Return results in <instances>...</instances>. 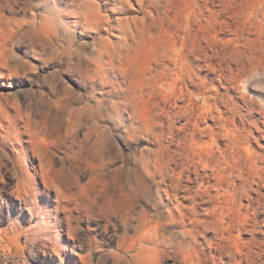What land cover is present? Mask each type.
<instances>
[{"label": "rangeland", "instance_id": "obj_1", "mask_svg": "<svg viewBox=\"0 0 264 264\" xmlns=\"http://www.w3.org/2000/svg\"><path fill=\"white\" fill-rule=\"evenodd\" d=\"M129 1L0 0V54H4L3 56L0 55V264H135L132 259L134 253H129L126 250L129 239L123 238L126 231L125 221L121 216L112 212L111 208L109 209L108 205L105 204V196L108 191L116 189V186L120 187L116 182L117 179L125 181L131 178L136 182L137 175L142 171V166L139 165L140 157L154 156L155 158L157 155L158 158L161 156L163 157L161 159H166L165 161L168 162L171 156L170 151L176 150V147L180 145V139L185 135L184 132L182 135V132L175 130L172 131L173 135L176 136L174 137L167 129L160 128L164 123L167 125L165 118L161 117L162 110L165 107H170V104L174 101L169 95L172 94L170 88L174 85H172L174 81L171 77L163 76L160 71L163 72L162 65L173 50L171 44L173 47L174 40L173 37L169 38V36L174 35L172 33H174L175 26L170 20H172L174 12H178V10H181L179 11V13L182 12L180 14L187 13L186 15L189 17L186 20V22L188 21L187 24L184 23L183 27L191 24L197 30L200 28V32L195 31L193 26L190 25L194 30V34H198L196 36L199 39L198 41L201 44L203 43L202 45L205 46L210 42V45L220 48L223 61L227 59V62H223V66L217 65L218 71L215 72V75L203 63L200 70H195L197 78L199 76V81L197 80L199 87H190V90L194 93L198 102L199 112H203L205 117L201 122V127L214 126L213 128H216L222 126V135L225 138L222 135L217 137L218 139L215 142L217 152L219 149L227 148L228 143L231 141L235 144L238 143L240 147L238 153L230 155L231 152H229L226 155V157L228 156L226 160H231L232 164L235 165L234 175H236L234 179H237L236 182L242 183L243 180L245 182L240 189H237L230 200L228 210L231 209L232 213L227 212V216H229L227 221L230 222H227L226 226L232 230L230 236L231 238L234 237V240L232 239L234 241L233 245L241 249L243 248L242 243L250 242L255 251L262 254L264 252V59H262L264 58V5L260 7V11L263 9V14L256 10L261 5L256 3L259 1L264 4V0H230V2L228 0L229 5L226 12L215 17L211 16V19L209 13H206L203 22L197 18L196 14V16L193 15L195 7L189 4L193 0H184V2L183 0H173V2H170L171 4L169 1L172 0ZM250 1H253V3ZM165 6L166 9H164ZM191 7L192 11L190 10ZM102 12L105 14L101 15ZM251 12L252 14H250ZM152 15L156 16H154L155 20ZM102 16L105 17V20L106 18L109 19L104 21ZM124 16L128 18L126 20L129 22L124 21ZM157 17L160 18L161 22L159 29L157 27ZM166 17L169 19H166ZM207 18L212 22L206 24ZM112 19L114 20L112 21ZM195 19L197 20L195 21ZM213 19L218 20L217 22L220 21L219 25L216 20V23H214ZM223 20L225 22L226 20L229 21L230 24L226 25ZM136 23H140V25ZM120 24L125 30L119 27ZM149 26L151 27L149 28ZM131 27L133 28L130 29ZM166 27L167 29H165ZM143 28L146 30L144 31ZM169 28L171 30L168 31ZM158 30L160 36L157 33ZM153 31L156 33H152ZM232 31L235 33L233 32V34ZM164 33L167 36L169 34V36L167 37ZM235 34L237 35L235 36ZM108 35L109 37H106ZM162 35L165 40L161 38ZM151 36L154 37L152 41ZM200 36L201 38L204 36L203 40H205L203 41ZM100 37L101 39H99ZM168 38L171 39L169 41V43L171 42L170 45ZM232 39L234 42L231 41L230 45L228 40ZM127 41L134 43V45L132 43L128 45ZM158 41L166 43L162 44V47ZM214 41L217 43L215 44ZM154 42H158L157 45H154L156 44ZM149 44H152L151 48ZM128 46H133V48ZM225 46L227 49L224 48ZM144 51H146L145 55L147 57L143 56ZM129 52L133 54H130V56ZM161 52L162 55H160ZM98 54H103V56ZM154 54L157 57H153ZM133 57L137 59L135 60ZM116 58H119V60H116ZM151 58H155V60ZM146 60L150 63L147 64ZM137 62L141 64L138 65ZM249 62L251 63L249 64ZM218 63L220 64V61ZM242 64L247 69L248 67H256V71H252L250 68L251 71H248L241 66ZM141 67L145 71L140 70ZM232 70L235 72L233 73ZM136 72L139 74L136 75ZM220 73L222 74L220 75ZM148 75L154 79L151 80ZM136 85L140 87L137 91L138 87ZM145 85L146 87H144ZM149 94H152V96ZM132 96L135 100L132 99ZM215 96L218 98H215ZM168 98H170V101H168ZM249 99L253 101L251 102ZM233 103L238 107L232 105ZM217 104H219L218 107ZM225 104L228 107H225ZM188 105L189 102L187 105L180 103V106H186L184 110L191 109L192 105L190 107ZM212 106H216L217 109ZM149 107L152 108L151 111H149ZM232 109L233 111H231ZM138 110L141 115L145 113L144 116L149 112V117L147 115L145 117V125L147 129L156 135L155 137L139 133L140 122L138 119L140 114ZM253 110H259L260 113ZM211 111L214 118H206L212 113ZM217 116L220 120H216ZM228 118L230 119L228 120ZM212 119H215V121L213 122ZM234 119L235 121H233ZM258 119L261 121H258ZM223 120L226 122V128ZM184 123V119H179L177 127ZM219 123L221 125H218ZM248 123H251L250 126H248ZM254 126L259 130H256ZM260 126L261 128H259ZM133 127H137L136 132ZM236 131L237 133H235ZM168 134L171 136H168ZM237 137L239 140L236 139ZM155 138L160 139L156 140ZM155 141L156 143H154ZM200 141L201 144H211L212 142L208 136L200 138ZM199 153L200 157H197L199 163L197 162L196 165L200 175H196L193 171L191 173L187 171L185 174L191 176L193 182H191L192 184L185 182L184 185L187 183L195 190L206 182H209L207 184L215 183V177L204 181L201 178L206 176L204 175V166L210 168L215 166L217 156L220 154L215 153L217 155L214 154V156L206 153V151H199ZM220 155L225 157L222 154ZM153 165L152 163V168L148 166V170L151 172H153ZM207 174H211V172ZM146 187V191L151 194V198L156 203L155 192L158 186L154 181H147ZM37 191L43 193L39 198L34 196ZM94 199H97L96 201L100 204H93ZM235 200L239 201L236 202ZM201 206L204 214L209 213V210L213 208L212 205L202 204ZM253 210H255V213ZM236 223H239V225L237 226ZM246 223L249 224L244 229L243 225ZM232 224H235L236 227ZM48 227H52L50 229L51 240L46 239L40 233ZM173 231L181 232L182 230L174 228ZM128 234H133L132 228L129 229ZM205 236L210 240L213 237L212 234H206ZM236 238L238 239L236 240ZM259 242H263V244L260 245ZM226 245L229 246V243ZM259 247H262V250ZM255 257H257L256 253H254ZM225 261L228 264V259ZM165 263L176 264L172 260H167ZM260 263L264 264V257L263 262Z\"/></svg>", "mask_w": 264, "mask_h": 264}, {"label": "bare ground", "instance_id": "obj_2", "mask_svg": "<svg viewBox=\"0 0 264 264\" xmlns=\"http://www.w3.org/2000/svg\"><path fill=\"white\" fill-rule=\"evenodd\" d=\"M75 1V0H73ZM129 1V0H128ZM165 1V0H164ZM179 1V0H177ZM181 1V0H180ZM120 2V1H119ZM127 2V1H126ZM130 2V1H129ZM142 2V1H141ZM144 2V1H143ZM153 2V1H152ZM156 2V1H155ZM159 2V1H158ZM167 2V1H166ZM173 2L172 1H169ZM175 2V1H174ZM184 2V0H183ZM182 2V3H183ZM230 2V0H229ZM233 2V1H232ZM248 2V1H247ZM251 2V1H250ZM78 3V2H77ZM138 3V1H137ZM178 3V2H177ZM186 3V1H185ZM189 3V2H188ZM253 3V1L251 2ZM125 4V3H124ZM128 4V3H127ZM131 4V3H130ZM139 4V3H138ZM141 4V3H140ZM171 4V3H170ZM173 4V3H172ZM191 6L195 7V13H193V15H197V18L203 22L205 14L209 13L210 15V19L211 16L215 17L218 15H221L223 12H226L227 10V6L229 5L228 0H193L191 1ZM256 4H261L259 6V9L257 8V11H260V7L263 6L264 4L259 2ZM165 5V4H163ZM167 5V4H166ZM186 5V4H185ZM253 5V4H252ZM126 7V5H124ZM141 6V5H140ZM153 6V5H152ZM251 6V5H250ZM256 6V5H255ZM7 7V6H6ZM100 7V6H99ZM98 7V9H99ZM142 7V6H141ZM144 7V6H143ZM163 7V6H161ZM170 7V6H169ZM178 7V6H177ZM176 7V8H177ZM132 8V7H130ZM168 8V7H167ZM173 8V7H172ZM180 8V7H179ZM182 8V7H181ZM189 8V7H188ZM252 8V7H251ZM256 8V7H255ZM150 9V8H149ZM159 9H161L159 7ZM163 9V8H162ZM166 9V6L165 8ZM137 10V9H136ZM140 10V9H139ZM138 10V11H139ZM170 10V9H169ZM168 10V11H169ZM178 10V9H177ZM187 10V9H184ZM192 11V7L190 9ZM253 11L255 9H252ZM114 11V10H113ZM143 11V10H142ZM148 11V10H147ZM158 11V9H157ZM156 11V12H157ZM178 12H174V15L172 16V20H170V22L174 23L173 26L174 27V34L173 36H169V38H172L174 40V44L172 47L171 44V49L173 48L172 52L170 55H168L167 60L165 61V63L162 65V69L163 72L160 71V73L163 74V76H168L169 78L171 77V79H173L174 83H172V87L170 88V91L172 94H169L170 97H172L174 99V101H172V105L170 104V107L168 108H164L162 110L161 113V117L165 118L167 125L164 123L162 124V126H160V128H165V130L167 129V131L171 132V134L173 135L172 131L178 130V132H184V136L182 139H180V145H178L176 147V150L170 151L171 152V156L168 160V162H166L164 159H161L163 157L160 158L157 157V155L153 157H140L139 159V165L142 166L141 168V172H139L140 174L137 175L136 177V182H134L131 178L130 179H126L125 181H121L120 179H117L116 182L119 184V188L118 186H116V189H113L111 191H108L106 196H105V204L108 205L109 209L111 208L112 212H115L116 214H118L119 216H121L123 218V220L125 221V234L123 235V238L129 239L128 242V248L126 249L129 253H134V255L132 256L133 261L138 264H166L165 262L167 260H172L174 261V263L176 264H226V259H228V264H261L260 262H263V257H264V252L263 254L261 252H257L253 249L252 245L250 242H244L242 243L243 248L239 249L238 247H234L233 245V238H231V232L232 230L229 229L226 226V223L228 222L227 219L229 218V216H227V212L230 211L229 209V204H230V200L232 199V197L234 196L235 192L237 191V189H240L243 186L244 180H240L242 181V183H237L236 180L234 179L235 175H234V169H235V165L232 164L231 160L228 161L226 160V155L230 153V155L238 153L240 147L238 146V143H233L232 141L228 143L229 145L227 146V148H223V149H219L218 152L216 150V139H218V136L222 135V126H218L216 128H213L214 126H208L206 128L201 127V122H203L204 120V114L203 112H199V107L197 108V100L195 99L194 93L190 90V87H199V83L197 82L198 78L196 76V71L195 70H200L201 67H203V63L206 64L205 66L209 69V71L212 73L218 71V66H223V62L226 61L227 59L223 61V57L220 51V48L218 49V47H214L213 45H210L209 43H207V45H202L198 40V37L196 35L198 34H194V30L195 31H199L197 29L189 27V26H184V23L187 24L186 20L189 18L187 17V13H183L180 14L182 12L179 13ZM189 11V12H191ZM94 12V11H93ZM115 12V11H114ZM160 12V11H159ZM165 12V11H164ZM186 12V11H185ZM261 13L263 12L260 11ZM138 13V12H137ZM166 13V12H165ZM101 14V13H100ZM105 13L102 12L101 15H103ZM123 14V13H122ZM143 14V13H142ZM153 14V13H152ZM169 14V13H168ZM252 14V12L250 13ZM263 14V13H262ZM95 15V14H94ZM100 15V16H101ZM108 16L110 14H107ZM115 15V14H114ZM140 15V14H139ZM145 15V13H144ZM143 15V16H144ZM149 15V14H148ZM158 15V14H157ZM167 15V13H166ZM164 15V16H166ZM189 15V14H188ZM195 15V16H196ZM92 16V15H91ZM105 16V15H104ZM102 16L104 18V21H106L109 18H106ZM153 17L155 15H152ZM160 17V15H158ZM162 16V15H161ZM253 16V15H252ZM129 17V16H128ZM135 17V16H134ZM138 17V16H137ZM136 17V18H137ZM145 17V16H144ZM156 17V16H155ZM154 17V20H155ZM169 17H171L169 15ZM193 17V16H192ZM208 17V15H207ZM263 17V16H262ZM125 18V19H124ZM124 21L126 20L127 17L124 16ZM158 18V17H157ZM161 18V17H160ZM160 18L157 19V27L158 29L160 28ZM168 17H166L167 19ZM120 19V18H119ZM128 19V18H127ZM138 19V18H137ZM136 19V20H137ZM151 19V18H150ZM149 19V20H150ZM163 19V18H162ZM165 19V21H166ZM169 19V18H168ZM194 19V18H193ZM232 19V18H230ZM229 19V20H230ZM261 19V18H260ZM101 20V19H100ZM114 19H112L113 21ZM117 21V19H115ZM142 20H144V18H142ZM164 20V19H163ZM190 20V19H189ZM197 19H195L196 21ZM206 20V19H205ZM208 20V18H207ZM214 20V19H213ZM216 20V19H215ZM214 23H216L218 20H216ZM225 20V19H224ZM223 20V21H224ZM233 20V19H232ZM237 22L238 20L235 19ZM234 20V22H235ZM99 21V20H97ZM110 21V20H109ZM128 20H126L127 22ZM132 21V20H131ZM102 22V21H101ZM118 22V21H117ZM116 22V25H117ZM121 22V21H120ZM129 22V21H128ZM134 22V21H133ZM138 22V21H137ZM151 22H153L151 20ZM150 22V25H151ZM164 22V21H163ZM206 24H209L210 22H212V20H208L205 21ZM204 22V23H205ZM220 22V21H219ZM217 22V24L219 23ZM225 22V21H224ZM261 22L263 23V21L261 20ZM141 23V22H140ZM137 24V25H140ZM147 23V22H146ZM155 23V22H153ZM165 23V22H164ZM233 23V22H232ZM261 23V25H262ZM91 24V23H90ZM109 24V23H108ZM125 24V23H124ZM129 24V23H127ZM149 24V23H148ZM147 24V26H148ZM169 24V22H168ZM185 24V25H186ZM222 24V23H221ZM226 25H229V21L226 20L225 22ZM122 24L119 25V27H121ZM135 25V24H134ZM142 25V24H141ZM155 25V24H154ZM171 26V24H169ZM215 25V24H214ZM219 25V24H218ZM115 26V25H113ZM133 26V25H132ZM162 26V24H161ZM200 26V25H199ZM232 26V25H231ZM234 26H236L234 24ZM108 27V26H107ZM118 27V26H117ZM124 27V26H123ZM130 27V26H129ZM142 27V26H141ZM140 27V28H141ZM151 26H149L150 28ZM156 27V25H155ZM163 27V26H162ZM161 27V28H162ZM169 27V26H167ZM167 27L165 29H167ZM223 27V26H222ZM260 27V26H259ZM122 28V27H121ZM133 27H131L130 29H132ZM146 28V27H145ZM231 28V27H230ZM89 29V28H88ZM112 29V28H110ZM114 29V28H113ZM124 29V28H122ZM202 29V28H201ZM228 29V28H227ZM107 30V29H106ZM121 30V29H120ZM125 30V29H124ZM138 30V29H137ZM144 30V28H143ZM146 30V29H145ZM144 30V31H145ZM171 30L170 28L168 29V31ZM203 30V29H202ZM223 30V29H222ZM230 30V29H228ZM46 31V30H45ZM119 31V30H118ZM122 31V30H121ZM127 31V30H126ZM133 31V30H132ZM142 31V30H141ZM150 31V30H149ZM162 31V30H161ZM225 31V30H224ZM111 32V31H109ZM123 32V31H122ZM131 32V31H130ZM129 32V33H130ZM139 32V30H138ZM143 32V31H142ZM141 32V34H142ZM155 31H153L152 33H154ZM159 32V30L157 31V33ZM200 32V31H199ZM234 31H232L233 33ZM127 33V32H126ZM137 33V32H136ZM156 33V32H155ZM161 33V32H160ZM167 33V32H166ZM166 33H164L166 35ZM223 33V32H222ZM228 33V32H227ZM235 33V32H234ZM233 33V34H234ZM39 34V32H38ZM151 34V33H149ZM159 34V33H158ZM263 34V33H261ZM124 35V34H122ZM127 36V34H125ZM131 35V33H130ZM161 34H159L160 36ZM201 35V34H200ZM237 34H235L236 36ZM102 36V35H101ZM167 36V35H166ZM167 36V37H168ZM46 37V35H45ZM106 37H109L106 36ZM131 37V36H130ZM149 37V36H146ZM153 40V36H151ZM164 36L162 35L161 38H163ZM204 38V36H202ZM216 37V36H214ZM218 37V36H217ZM240 37V36H239ZM124 38V37H123ZM165 38V37H164ZM163 38V39H164ZM168 38V39H169ZM201 38V36H200ZM203 38H201L203 40ZM249 38V37H248ZM252 38V37H251ZM101 39V37L99 38ZM105 39V37H104ZM103 39V40H104ZM109 39V38H108ZM130 40V38H128ZM132 39V38H131ZM135 39V38H134ZM147 39V38H146ZM162 39V40H163ZM166 39V40H168ZM206 39H208L206 37ZM215 39V38H214ZM240 39V38H239ZM107 40V39H106ZM149 40V38H148ZM156 40V39H155ZM154 40V41H155ZM161 40V39H160ZM165 40V39H164ZM171 39L168 40V43ZM205 40V39H204ZM203 40V41H204ZM250 40V39H248ZM253 40V39H252ZM124 41V40H123ZM141 41V40H140ZM145 41V40H143ZM157 41V40H156ZM234 42V40H228V42ZM254 41V40H253ZM102 42V41H101ZM128 42V41H127ZM135 42V41H134ZM159 42V41H158ZM157 42V43H158ZM206 42V41H205ZM215 42V41H214ZM219 43L221 41H218ZM239 42V41H238ZM245 43V41H243ZM105 43V42H104ZM103 43V45H104ZM120 43V42H119ZM125 44V42H123ZM129 43L132 42H128ZM140 43V42H139ZM148 43V42H147ZM151 43V42H150ZM156 43V42H154ZM154 44V45H157ZM165 44L162 42H159V44ZM171 43V42H170ZM169 43V45H170ZM217 42H215L216 44ZM242 43V41H241ZM243 43V44H244ZM247 43V42H246ZM251 43V42H250ZM254 43V42H253ZM122 44V45H124ZM213 44V43H212ZM226 44V43H225ZM224 44V45H225ZM228 44V43H227ZM242 44V45H243ZM127 45V43H126ZM132 45H134V43H132ZM142 45V44H141ZM140 45V46H141ZM152 45V44H151ZM151 45L149 44L150 48ZM153 45V47H154ZM168 45V46H169ZM231 45V43H230ZM229 45V46H230ZM261 45V44H259ZM256 45V46H259ZM5 46V45H4ZM73 46V45H72ZM114 46V45H113ZM120 46V45H119ZM118 46V47H119ZM139 46V47H140ZM147 46V45H145ZM167 46V48H168ZM219 46V45H218ZM228 46V45H226ZM226 46L224 48H226ZM238 47H241L240 45H237ZM255 46V45H254ZM121 47V46H120ZM129 47V46H128ZM133 48V46H130ZM129 47V48H130ZM136 47V46H134ZM163 47V45H162ZM165 47V45H164ZM234 47V46H233ZM263 47V46H262ZM103 48V47H102ZM105 48V46H104ZM138 48V47H137ZM147 48V47H146ZM222 48V47H221ZM230 48V47H228ZM242 48V47H241ZM254 48V47H253ZM258 48V47H257ZM98 49V48H97ZM110 49V48H109ZM127 49V48H126ZM125 49V50H126ZM136 49V48H135ZM140 49V48H139ZM148 49V48H147ZM153 49V48H152ZM166 49V48H165ZM227 49V48H226ZM238 49V48H236ZM4 50V47H3ZM112 50V49H111ZM116 50V49H115ZM132 50V49H131ZM142 50V47H141ZM158 50V49H157ZM162 50V49H161ZM164 50V48H163ZM167 50V49H166ZM70 51V50H69ZM150 51V50H147ZM153 51V50H152ZM171 51V50H170ZM239 51V50H238ZM259 51V50H258ZM261 51V50H260ZM259 51V52H260ZM71 52V51H70ZM118 52V51H116ZM127 52V51H126ZM133 52V51H132ZM143 52V50H142ZM223 52V50H222ZM225 52V51H224ZM253 52V51H252ZM251 52V53H252ZM256 52V51H255ZM258 52V53H259ZM104 53V52H103ZM115 53V52H114ZM156 53V52H155ZM158 54L160 52H157ZM166 53V52H165ZM106 54V53H105ZM109 54V52H108ZM116 54V53H115ZM124 54V53H123ZM129 55L131 54L130 52L128 53ZM133 54V53H132ZM131 54V55H132ZM146 54V51H144L143 56ZM153 54V53H152ZM151 54V56H152ZM163 53L161 52L160 55H162ZM1 55V54H0ZM4 54H2L1 56H3ZM98 55H102L103 54H98ZM118 55H122V54H118ZM127 55V54H126ZM128 55V57L130 58V56ZM167 55V54H166ZM165 55V56H166ZM258 55V54H256ZM262 55H263V51H262ZM97 56V55H96ZM116 56V55H115ZM114 56V57H115ZM138 56V55H137ZM146 56V55H145ZM155 56V54L153 55V57ZM164 56V55H163ZM246 56V55H245ZM253 56V55H252ZM112 57V56H111ZM122 57V56H121ZM147 57V56H146ZM157 57V56H155ZM159 57V55H158ZM225 57V55H224ZM255 57V55H254ZM253 57V58H254ZM260 58L262 56H259ZM1 58V57H0ZM102 58V57H99ZM108 58V57H107ZM126 58V57H125ZM135 60L137 58L133 57ZM141 58V57H140ZM106 59V58H105ZM104 59V60H105ZM110 59V58H109ZM119 60V58H116V60ZM147 59V58H146ZM153 60H155V58H151ZM249 59V56H248ZM264 59V58H262ZM261 59V60H262ZM103 60V59H102ZM252 60V59H251ZM257 60V58H256ZM260 60V59H259ZM260 60V61H261ZM94 61V60H93ZM144 61V58H143ZM147 61V60H146ZM150 61V58H149ZM149 61H147V64L150 63ZM152 61V60H151ZM220 61V64L218 63ZM247 61V60H246ZM245 61V62H246ZM250 61V59H249ZM254 61V60H253ZM258 61V60H257ZM99 62V61H98ZM101 62V61H100ZM109 62V61H108ZM106 62V63H108ZM112 62V61H111ZM110 62V63H111ZM131 62V61H130ZM142 62V60H141ZM155 62V61H154ZM248 62V61H247ZM139 63V64H138ZM143 63V62H142ZM153 63V62H152ZM218 63V64H216ZM251 62H249L250 64ZM256 63V62H255ZM259 63V62H257ZM264 63V61H263ZM136 64V63H134ZM138 65H140V62H137ZM226 64V63H225ZM231 64V62H230ZM239 64V63H238ZM254 64V63H253ZM218 65V66H217ZM227 65V64H226ZM247 65V64H245ZM255 65V64H254ZM262 64L260 63V66ZM264 65V64H263ZM104 66V64H103ZM137 66V65H136ZM155 66V65H154ZM153 66V68H154ZM160 66V65H159ZM243 66V64L241 65ZM257 66V65H256ZM102 67V66H101ZM234 67V66H233ZM248 67V65H247ZM259 67V66H258ZM99 68V67H98ZM104 68V67H103ZM110 68V67H109ZM146 68V67H145ZM228 68V67H226ZM232 68V67H231ZM243 68L245 69L246 66ZM248 67V71L250 69H252V71H256V67L255 70L254 68H250ZM100 69V68H99ZM102 69V68H101ZM106 69V68H105ZM143 68L141 67L140 70H142ZM149 69V68H148ZM151 69V68H150ZM157 69V68H156ZM225 69V68H224ZM235 69V68H234ZM233 69V70H234ZM242 69V68H241ZM240 69V71H241ZM258 69V68H257ZM130 70V69H128ZM144 70V69H143ZM155 70V69H154ZM202 70V69H201ZM227 70V69H226ZM225 70V71H226ZM232 70V72H233ZM239 70V69H238ZM108 71V70H107ZM121 71V70H120ZM136 71V69H135ZM145 71V70H144ZM208 71V70H207ZM223 71V70H222ZM244 71V70H243ZM247 71V72H248ZM251 71V70H250ZM148 72V70H147ZM151 72V71H149ZM231 72V70H230ZM235 72V71H234ZM233 72V73H234ZM238 72V71H237ZM242 72V71H241ZM101 73V72H100ZM140 73V71H139ZM136 72V75L139 74ZM156 73V72H155ZM199 73V72H198ZM223 73H225L223 71ZM104 75V73H102ZM141 74V73H140ZM151 74V73H150ZM165 74V75H164ZM222 73H220L221 75ZM230 74V73H227ZM100 75V74H99ZM98 75V76H99ZM160 75V74H159ZM199 75V74H197ZM218 75V74H217ZM219 75V76H220ZM236 75V73H235ZM239 75V74H237ZM149 78L150 75H148ZM152 76V74H151ZM155 76V74H154ZM162 76V75H160ZM218 76V77H219ZM225 76V75H224ZM239 76H243V75H239ZM238 76V78H239ZM247 76V75H245ZM96 77V76H95ZM142 77V76H141ZM139 77V78H141ZM145 77V75H144ZM159 77V76H158ZM157 77V78H158ZM223 77V76H222ZM228 77V75H227ZM103 78V77H101ZM125 78V77H124ZM153 78V77H152ZM151 78V80H152ZM225 78V77H224ZM234 78V77H233ZM242 78V77H241ZM108 79V77H107ZM146 79V78H145ZM144 79V80H145ZM154 79V78H153ZM161 79V78H160ZM170 79V80H171ZM236 79V78H235ZM47 80V79H46ZM126 80V79H125ZM128 80V79H127ZM148 80V78H147ZM164 80V79H163ZM162 80V83H163ZM167 80V77H166ZM165 80V81H166ZM238 80V79H236ZM235 80V81H236ZM116 81V80H115ZM142 81V80H140ZM157 81V80H156ZM155 81V82H156ZM160 81V80H158ZM199 81V80H198ZM222 81V80H221ZM234 81V80H232ZM234 81V82H235ZM240 81V79H239ZM102 82V81H101ZM114 82V81H113ZM154 82V81H153ZM154 82V83H155ZM169 82V80H168ZM115 83V82H114ZM144 83H146L144 81ZM237 83V82H236ZM263 83V82H262ZM105 84V83H104ZM116 84V83H115ZM114 84V85H115ZM126 84V83H125ZM143 85V83H141ZM148 84V83H147ZM168 84V83H167ZM113 85V83H112ZM201 85V83H200ZM106 86V85H105ZM137 86V85H136ZM141 86V85H140ZM164 86V85H163ZM260 86V85H259ZM115 87V86H113ZM138 87V86H137ZM146 87V85L144 86ZM165 87V86H164ZM227 87V86H226ZM262 87V86H261ZM140 87H138L136 89V91L139 89ZM150 88V87H147ZM155 88V87H154ZM157 88V87H156ZM230 88V87H229ZM228 88V89H229ZM237 88V87H236ZM131 89V88H130ZM165 89V88H164ZM163 89V90H164ZM227 89V88H225ZM231 89V88H230ZM116 90V89H115ZM124 90V89H123ZM147 90V89H145ZM144 90V91H145ZM162 90V89H161ZM162 90V91H163ZM166 90V89H165ZM168 90V89H167ZM141 91V90H139ZM169 91V90H168ZM167 91V92H168ZM204 91V90H203ZM115 92V91H114ZM126 92V91H125ZM134 92V91H133ZM165 92V91H164ZM227 92V91H226ZM117 93V92H116ZM115 93V95H116ZM141 93V92H140ZM149 93V92H148ZM112 94V92H111ZM127 94V93H126ZM129 94V93H128ZM133 94V93H132ZM136 94V92H135ZM159 94H160V90H159ZM228 94V93H227ZM114 95V94H113ZM114 95V96H115ZM138 96L140 94H137ZM146 95V94H145ZM152 96V94H149ZM173 95V96H171ZM216 95V94H215ZM224 95V94H222ZM220 95V96H222ZM43 96V95H42ZM131 96V94H130ZM160 96V95H159ZM165 96V95H164ZM167 96V95H166ZM198 96V95H197ZM226 96V95H225ZM224 96V97H225ZM143 97V96H142ZM147 97V96H146ZM217 96H215L216 98ZM223 97V99H224ZM40 98V97H39ZM130 98V97H129ZM138 98V97H137ZM148 98V97H147ZM146 98V99H147ZM150 98V96H149ZM152 98V97H151ZM160 98V97H159ZM167 98V97H166ZM214 98V99H215ZM218 98V97H217ZM128 99V97H127ZM132 99L133 96H132ZM154 99V98H152ZM170 101V98H168ZM241 99V98H240ZM244 99V98H243ZM248 99V98H247ZM246 99V100H247ZM121 100V99H120ZM135 100V99H134ZM156 100V99H154ZM161 100V99H160ZM217 100V99H216ZM215 100V101H216ZM219 100V99H218ZM221 100V99H220ZM231 100V98H230ZM251 99H249L250 101ZM141 101V100H140ZM147 101V100H146ZM153 101V100H152ZM222 101V100H221ZM221 101H219L221 103ZM253 100H251L252 102ZM135 103L137 101H134ZM151 102V101H150ZM162 102V101H160ZM166 102V101H165ZM189 102V107L190 105H192L191 109H186V106H180V103H183L184 105ZM217 102V101H216ZM218 102V103H219ZM223 102V101H222ZM224 102L226 103V101L224 100ZM125 103V102H124ZM146 103V102H145ZM142 103V104H145ZM149 103V102H148ZM155 103V102H154ZM153 103V104H154ZM170 103V102H169ZM168 103V104H169ZM229 103V102H228ZM232 103V102H231ZM257 103V102H256ZM122 104V103H121ZM152 104V102H151ZM157 104V101H156ZM155 104V105H156ZM166 104V103H165ZM222 104V103H221ZM246 104V103H245ZM128 105V104H127ZM141 105V104H140ZM158 105V104H157ZM163 105V104H162ZM219 104H217L218 107ZM224 105V104H223ZM231 105V104H229ZM234 105V103L232 104ZM231 105V106H232ZM247 105V104H246ZM256 105V104H255ZM130 106V105H128ZM133 106V105H132ZM138 106V105H136ZM144 106V105H143ZM169 106V105H168ZM227 105L225 104V107ZM235 106V105H234ZM233 106V107H234ZM262 106V105H260ZM259 106V108H260ZM116 107V106H115ZM119 107V105H118ZM124 107V106H123ZM134 107V106H133ZM140 107V106H139ZM142 107V106H141ZM146 107V106H145ZM151 107V106H150ZM149 107V111H151ZM154 107V105H153ZM164 107V105H163ZM213 108H215L214 106H212ZM217 107L215 109H217ZM228 107V106H227ZM235 107H238V105H236ZM247 107V106H246ZM252 107V106H250ZM254 107V106H253ZM136 108V107H135ZM148 108V106H147ZM146 108V109H147ZM161 108V105H160ZM241 108V107H239ZM238 108V110H239ZM248 108V107H247ZM119 109V108H118ZM142 109V108H140ZM234 109V108H233ZM233 109L231 111H233ZM137 110V108H136ZM144 110V109H143ZM204 110V109H203ZM211 110V109H210ZM230 110V109H229ZM228 110V111H229ZM237 110V109H236ZM245 110V109H244ZM248 110V109H247ZM251 110V109H250ZM260 110V109H259ZM259 110L257 111V113L259 112ZM148 111V110H147ZM207 111V109H206ZM204 111V112H206ZM227 111V112H228ZM241 111V110H240ZM255 111V110H253ZM255 111V112H256ZM33 112V111H32ZM136 112V111H135ZM134 112V113H135ZM139 114L140 111L138 110ZM212 112V111H211ZM249 112V110H248ZM264 112V111H263ZM142 113V112H141ZM147 112V116H148ZM159 113V112H158ZM157 113V114H158ZM218 113V112H217ZM234 113V112H233ZM252 113V112H251ZM260 113V112H259ZM262 113V112H261ZM145 114V113H144ZM139 115V133L143 134V135H147L149 137H155L156 135H154V133L152 131H150L149 129L146 128V115ZM156 114V115H157ZM248 114V113H247ZM264 114V113H263ZM152 115V114H151ZM216 115V114H215ZM232 115V114H230ZM237 115V114H236ZM243 115H245L243 113ZM249 115V114H248ZM134 116V115H133ZM136 116V115H135ZM205 116H207L205 114ZM222 116V115H221ZM264 116V115H263ZM138 117V116H137ZM149 117V116H148ZM156 117V116H153ZM158 117V116H157ZM228 117V116H226ZM225 117V118H226ZM231 117V116H230ZM234 117V116H233ZM239 117V116H238ZM241 117V116H240ZM248 117V116H247ZM206 118H214L213 116V112L211 114H209L208 117ZM261 118V117H260ZM179 119H184L185 123L181 124V126L177 127V121ZM219 119V116L216 117V120ZM224 119V118H223ZM230 118H228L229 120ZM252 119V118H251ZM158 120V119H157ZM160 120V119H159ZM213 122L215 121V119H212ZM245 120V118H244ZM260 119H258L259 121ZM150 121V120H149ZM235 121V119L233 120ZM232 121V123H233ZM250 121V120H249ZM261 121V120H260ZM151 122V121H150ZM158 122V121H157ZM180 122V121H179ZM178 122V124H179ZM224 122V120H223ZM230 122V121H229ZM228 122V124H229ZM242 122V120H241ZM254 122V121H253ZM264 122V121H263ZM149 123V122H148ZM152 123V122H151ZM221 123V122H220ZM218 125H221V124ZM226 122H224L223 124L225 125ZM256 124V122H254ZM254 123H252L254 125ZM154 124V123H153ZM160 124V123H159ZM243 124V123H242ZM249 124V123H248ZM251 124V123H250ZM250 124L248 126H250ZM258 124V123H257ZM263 124V123H262ZM211 125V124H210ZM217 125V124H214ZM223 125V126H224ZM148 126V125H147ZM154 126V125H153ZM152 126V127H153ZM156 126V125H155ZM154 126V127H155ZM159 126V125H158ZM257 126V125H256ZM149 127V126H148ZM226 128V125L224 126ZM238 127V126H237ZM255 127V126H254ZM150 128V127H149ZM159 128V127H158ZM239 128V127H238ZM243 128V127H242ZM251 128V127H249ZM258 128V127H257ZM261 128V126L259 127ZM135 129V132L137 130V127H133V130ZM156 129V128H155ZM256 129V127H255ZM263 129V128H262ZM154 130V129H153ZM157 130V129H156ZM238 130V129H237ZM241 130V129H239ZM246 130V129H245ZM244 130V131H245ZM259 130V129H256ZM155 131V130H154ZM161 131V130H160ZM159 131V132H160ZM225 131V130H224ZM243 131V129H242ZM250 131V130H249ZM254 131V129H253ZM165 132V131H163ZM169 132V133H170ZM247 132V131H246ZM244 132V133H246ZM259 132V131H257ZM264 132V131H263ZM137 133V134H139ZM156 133V132H155ZM237 133V131L235 132ZM251 133V132H250ZM262 133V132H261ZM260 133V134H261ZM167 134V133H166ZM165 134V135H166ZM179 134V133H178ZM229 134V133H228ZM239 134V133H238ZM243 134V133H242ZM159 137L161 136L160 134H158ZM157 135V136H158ZM170 134H168L169 136ZM181 135V136H182ZM226 135V134H225ZM244 135V134H243ZM246 135V134H245ZM171 136V135H170ZM174 137L175 134L173 135ZM180 136V137H181ZM200 136V137H199ZM210 137L211 139V144H201L200 142V138H204V137ZM223 136V135H222ZM230 136V135H229ZM240 136V135H239ZM247 136V135H246ZM259 136V135H258ZM263 136V135H262ZM163 137H165L163 135ZM174 137H172L174 139ZM179 137V138H180ZM199 137V138H198ZM224 137V136H223ZM171 138V139H172ZM220 138V137H219ZM225 138V137H224ZM230 139V137H228ZM246 138V137H245ZM156 139V138H155ZM154 139V140H155ZM158 139V138H157ZM156 139V140H157ZM160 139V138H159ZM158 139V140H159ZM164 139V138H163ZM168 139V137H167ZM227 139V138H226ZM238 139V137L236 138ZM153 140V141H154ZM166 140V137H165ZM164 140V141H165ZM170 140V139H169ZM232 140V139H231ZM239 140V139H238ZM162 141V140H161ZM241 141V139H240ZM239 141V142H240ZM150 143V141H149ZM156 143V141L154 142ZM163 143V142H162ZM172 143V142H171ZM244 143V142H243ZM177 144V143H176ZM242 144V143H241ZM156 145V144H155ZM170 145V144H169ZM166 145V146H169ZM173 145V144H172ZM175 145V144H174ZM171 147V146H170ZM218 149V146H217ZM161 150V149H160ZM170 150V149H169ZM199 151H206V153H210L212 155H214L215 153H220L222 155H224L225 157H222L220 154L216 157L217 161L215 166L213 167H209V166H204V170H205V174L206 176H203L201 179L204 181L205 179H210L212 177H215V183L214 184H207L209 182L204 183L199 189H194L193 187H191L190 185H188L185 182H188L189 184L192 181L191 176H186V172L189 171L188 173H191L192 171L194 173H196V175H200L198 167L196 165V163L198 162L197 157H200V153ZM168 152V151H166ZM161 153V152H160ZM204 153V152H203ZM158 154V152H157ZM167 154V153H166ZM149 155V154H148ZM155 155V154H154ZM217 155V154H215ZM214 155V156H215ZM38 156V155H37ZM144 156V155H143ZM206 156V155H203ZM211 156V155H209ZM234 156V155H233ZM242 156V155H241ZM251 156V155H250ZM168 157V156H167ZM202 157V156H201ZM238 157V156H236ZM264 157V156H263ZM205 158V157H204ZM209 158V157H208ZM214 158V157H213ZM253 158V157H252ZM258 158V157H257ZM160 159V160H159ZM203 159V158H202ZM244 159V158H243ZM164 160V161H161ZM211 160V158H210ZM209 160V161H210ZM234 160V159H233ZM247 160V159H246ZM249 160V159H248ZM235 161V160H234ZM239 161V160H238ZM252 161V160H251ZM263 161V160H262ZM153 165V172H151L150 170H148V166L151 167V164ZM199 163V162H198ZM211 163V162H210ZM209 163V164H210ZM214 163V162H212ZM241 163V162H240ZM236 164V163H235ZM239 164V162H238ZM259 164V163H258ZM136 165V164H135ZM138 165V164H137ZM247 165V164H246ZM256 165V164H255ZM193 167L195 168L193 170ZM138 168V167H137ZM152 168V167H151ZM239 168V167H238ZM247 168V167H246ZM260 168V167H259ZM237 169V168H236ZM238 170V169H237ZM243 170V169H242ZM248 170V169H247ZM46 171V170H45ZM249 171V170H248ZM204 172V171H203ZM208 172H211V174H207ZM241 172V170H240ZM119 173V172H118ZM122 173V171H121ZM138 173V172H137ZM238 174V173H237ZM262 174V173H261ZM115 175V174H114ZM195 175V177H196ZM252 175V173H251ZM254 175V174H253ZM241 176V175H240ZM259 176V175H258ZM257 176V177H258ZM114 177V176H113ZM250 177V176H249ZM118 178V177H117ZM237 178V177H236ZM248 178V177H247ZM259 178V177H258ZM111 180L113 178H110ZM194 179V178H193ZM242 179V178H241ZM159 180V181H158ZM196 180V179H195ZM200 180V179H199ZM246 180V178H245ZM258 180V179H257ZM147 181L148 182H155L156 185L158 186L157 191L155 192L156 194V203L153 201V199L151 198V194L148 193L146 191V185H147ZM115 182V183H116ZM199 182V181H197ZM114 183V182H113ZM200 183V182H199ZM213 183V182H212ZM192 184V183H191ZM207 184V185H205ZM250 184V183H249ZM148 185H150L148 183ZM197 185V184H196ZM201 185V184H200ZM199 185V186H200ZM257 185V184H256ZM112 186V185H111ZM113 186V187H114ZM151 187V186H150ZM153 188V186H152ZM246 188V187H245ZM254 189V188H252ZM153 190L155 191V189L153 188ZM253 191V190H252ZM251 191V192H252ZM243 192V191H242ZM259 192V191H256ZM246 194V193H245ZM258 194V193H257ZM41 195H43L42 192H35L34 196L36 198H39ZM260 197V194L258 195ZM250 197V196H249ZM241 198V197H240ZM253 199V197H252ZM97 199H94L93 204H100L98 201H96ZM202 203H201V202ZM233 201V200H232ZM236 201V200H235ZM239 201V200H237ZM236 201V202H237ZM259 201V200H257ZM188 203V204H186ZM250 203V202H249ZM260 203V202H258ZM262 203V201H261ZM212 205L213 208L211 210H209V213H202V206L201 205ZM67 206V205H66ZM233 207V205H231ZM237 206V205H236ZM244 206V205H243ZM252 206V205H251ZM256 206H258V204H256ZM238 207V206H237ZM245 207V206H244ZM263 207V205H262ZM257 208V207H256ZM259 208V207H258ZM235 209V207H234ZM234 209H232L233 211H235ZM242 209V208H241ZM246 209V208H245ZM253 209V208H252ZM164 210V211H163ZM239 210V209H237ZM241 211V210H240ZM255 213V210H253ZM257 211V210H256ZM231 212V211H230ZM243 212V211H242ZM248 212V211H247ZM232 213V212H231ZM235 213V212H234ZM233 213V215H234ZM243 214V213H242ZM262 214V213H261ZM97 215V214H96ZM232 217V216H231ZM250 217V215H249ZM248 217V218H249ZM243 218V217H242ZM247 218V219H248ZM256 218V217H254ZM254 221V220H253ZM230 222V221H229ZM228 222V223H229ZM235 222V221H233ZM259 222V221H258ZM245 223V222H244ZM256 223V222H255ZM72 224V223H71ZM237 224V223H236ZM249 223H246L243 225V228L246 229V226ZM230 225V224H229ZM234 227L235 224H232ZM239 225V223L237 224V226ZM251 225V224H250ZM241 226V225H240ZM232 227V226H231ZM252 227V226H251ZM52 227H48V228H44L43 231H41V235L43 237H46V239H50V229ZM132 228V235L128 234L129 229ZM174 228L177 229H181L182 231H173ZM241 228V227H240ZM237 229V228H236ZM239 229V227H238ZM237 229V231H238ZM255 230V229H253ZM246 231V230H245ZM242 232V231H241ZM254 232V231H253ZM206 234H212V239H207L206 238ZM234 236V235H233ZM233 239V240H232ZM238 238H236L237 240ZM84 241V240H83ZM114 241V240H113ZM229 243V246H227L226 244ZM254 243V241H253ZM237 244H239L237 242ZM259 244H263V242H259ZM241 245V244H240ZM239 245V246H240ZM238 246V245H237ZM241 247V246H240ZM236 248V249H235ZM238 248V249H237ZM260 250H262V247H259ZM254 250V251H253ZM254 253L257 254V257L254 258ZM92 259V258H91ZM225 261V262H224Z\"/></svg>", "mask_w": 264, "mask_h": 264}]
</instances>
